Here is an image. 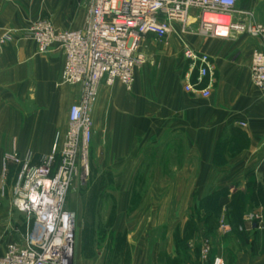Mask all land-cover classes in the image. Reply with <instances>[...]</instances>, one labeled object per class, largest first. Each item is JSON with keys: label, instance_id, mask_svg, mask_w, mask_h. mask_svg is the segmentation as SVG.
Segmentation results:
<instances>
[{"label": "crops", "instance_id": "1", "mask_svg": "<svg viewBox=\"0 0 264 264\" xmlns=\"http://www.w3.org/2000/svg\"><path fill=\"white\" fill-rule=\"evenodd\" d=\"M89 4L90 0H0V39L7 34L12 36L0 49L1 168L6 154L35 157L36 163L42 156L51 154L57 134L66 130L68 110L79 98L78 89L61 82L63 54H41L34 40L25 37L26 31L44 18L51 19L58 30H80L85 25ZM261 5L264 0H249L247 9ZM147 40L155 42L153 38ZM185 41L194 50L208 55L215 65L216 87L211 98L187 94L179 83L180 75H167L159 85L151 88L147 85L143 99L141 84L137 81L139 73H135V97L126 96L127 91L121 84L103 86L94 108L93 140L108 134L100 148L113 153L116 168L135 160L132 166L135 174L142 163L136 157L141 154L139 146L146 143L151 147L161 139L172 137L183 138L189 159H198L196 168L184 164L175 179L177 202H180L186 198L189 176L198 170L189 183L193 187L190 199L197 203L195 208L160 210L167 227L161 236L158 228H152L145 239L134 244L133 264H175L177 261L178 264H213L217 256L225 264H264V253L253 259L229 226L213 230L212 211L200 208L213 182L225 187L237 184L240 178L255 172L258 162L264 159V100L254 88L250 72L251 55L259 45L255 40L244 38L227 43L187 38ZM189 75L195 81L196 71L189 69L183 84ZM106 108L108 116L104 124L102 117ZM241 123L247 128L248 147L236 156L222 152L225 163H219V142L225 132L239 128ZM128 199L129 194L121 190L117 197V233H124L128 228ZM231 199L222 197L220 205L227 206ZM220 213L224 217L227 212L222 209ZM193 217L202 221L196 220L189 226L188 218ZM176 218L181 220H173ZM206 247L207 255L204 254Z\"/></svg>", "mask_w": 264, "mask_h": 264}, {"label": "built area", "instance_id": "2", "mask_svg": "<svg viewBox=\"0 0 264 264\" xmlns=\"http://www.w3.org/2000/svg\"><path fill=\"white\" fill-rule=\"evenodd\" d=\"M239 1L90 0L80 30H58L49 18L29 27L25 37L34 40L41 54H63L61 82L78 89L79 98L70 106L66 130L57 134L51 154L39 163L17 153L4 157L5 169L8 164L18 167L12 204L29 226L21 244L0 241V264H73L77 224L66 201L75 178L89 175L95 104L103 86L133 90L136 70L146 63L142 49L148 38L168 41L176 31L186 34L194 22L201 34L216 38H229L234 31L247 34L259 45L252 52L250 72L264 100V26L238 10ZM11 40L10 34L2 37L0 49ZM184 56L197 74L194 82L192 75L186 77L185 92L211 98L216 84L212 59L189 47ZM215 264L224 263L216 259Z\"/></svg>", "mask_w": 264, "mask_h": 264}, {"label": "rangeland", "instance_id": "3", "mask_svg": "<svg viewBox=\"0 0 264 264\" xmlns=\"http://www.w3.org/2000/svg\"><path fill=\"white\" fill-rule=\"evenodd\" d=\"M248 1L240 0L238 10L248 12L253 23L264 26V5L247 9ZM241 18L244 19V16ZM186 38L208 43H227L243 38L254 41L247 34L237 31L229 38L203 35L195 22L186 34L177 31L168 41L147 40L142 49L146 63L136 70V74L139 73L137 81L142 88L141 98L145 99L147 85L150 88L159 85L167 75H180L179 83L184 86L185 72L191 69V62L186 60L184 52L186 47L193 49L185 41ZM195 51L201 53L199 49ZM135 85L136 75L134 87ZM134 87L131 92L126 90V96L135 97ZM215 87L216 84L214 89ZM107 116L106 108L102 117L104 124ZM238 127L225 132L219 142V163H225L222 152L236 156L248 147L245 123ZM105 136L109 137L104 134V137L99 136L93 140L89 175L86 179L78 175L67 196L66 207L74 214L77 224L73 264H133L134 244L145 239L152 228H158L160 236L165 231L167 223L160 217L161 211H189L197 204L190 199L193 187L189 184L198 173L196 169L185 186V200L177 202V173L184 164L193 168L199 164L196 157L189 159L187 144L183 138L161 139L159 144L151 147L150 144H141V154L136 157L142 159V163L138 171L132 174L135 160L124 163V167L116 168L113 153L109 149L100 148ZM257 167L255 172L249 173L244 179L240 178L237 184L225 187L213 182V186L205 194L208 198L200 203L201 209L212 211L213 230L218 226H229L253 259L264 253V159L258 162ZM17 170L18 167L12 164H8V169L0 166V241L21 244L29 225L26 216L17 212L12 204V189ZM120 182L125 185H120ZM121 190L122 193L129 194L126 219L128 228L124 233H117V197ZM225 196L232 199L223 207L220 200ZM222 209L227 212L224 217L220 213ZM196 220L201 222L202 218H188L187 223L193 226ZM216 259L223 261L222 257L217 256L213 264ZM223 263L225 264L224 261Z\"/></svg>", "mask_w": 264, "mask_h": 264}, {"label": "trees", "instance_id": "4", "mask_svg": "<svg viewBox=\"0 0 264 264\" xmlns=\"http://www.w3.org/2000/svg\"><path fill=\"white\" fill-rule=\"evenodd\" d=\"M205 210H207V209H205ZM207 211H210V212H211V210H207ZM210 212H209V215H210ZM216 214H217V212H216ZM209 219H210V218H209ZM206 220H208V217L206 218ZM188 225L190 226V224H188ZM240 228H242V227H240ZM240 228H239V229H240ZM186 238H188V234L186 235ZM186 238H185V239H186ZM179 242H181V240H179ZM177 243H178V240H177Z\"/></svg>", "mask_w": 264, "mask_h": 264}, {"label": "bare ground", "instance_id": "5", "mask_svg": "<svg viewBox=\"0 0 264 264\" xmlns=\"http://www.w3.org/2000/svg\"><path fill=\"white\" fill-rule=\"evenodd\" d=\"M210 21H212L213 19L212 18H209ZM222 22H227V19L226 20H223Z\"/></svg>", "mask_w": 264, "mask_h": 264}]
</instances>
